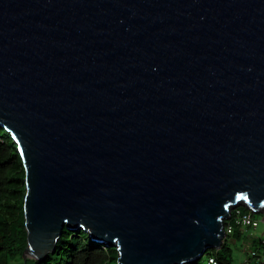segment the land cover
Here are the masks:
<instances>
[{
  "label": "water",
  "instance_id": "water-1",
  "mask_svg": "<svg viewBox=\"0 0 264 264\" xmlns=\"http://www.w3.org/2000/svg\"><path fill=\"white\" fill-rule=\"evenodd\" d=\"M0 126L24 259L67 227L117 264L197 260L264 216V0H0Z\"/></svg>",
  "mask_w": 264,
  "mask_h": 264
},
{
  "label": "trees",
  "instance_id": "trees-1",
  "mask_svg": "<svg viewBox=\"0 0 264 264\" xmlns=\"http://www.w3.org/2000/svg\"><path fill=\"white\" fill-rule=\"evenodd\" d=\"M25 171L16 144L10 133L0 126V264H117V249L93 241L82 229L62 228L55 250L42 259L23 258L27 246L24 219ZM241 212H252L246 206L237 207ZM234 210L231 212L234 214ZM230 222V221H228ZM229 235V234H228ZM232 240L240 238V230L230 233ZM246 237L244 240H247ZM226 241V240H225ZM260 251L264 254V237L260 239ZM197 260L185 264H209L208 257H215L221 264H232L231 248L223 243L219 249H211ZM204 254V255H205ZM247 260H250L248 257ZM257 264H263L259 260Z\"/></svg>",
  "mask_w": 264,
  "mask_h": 264
},
{
  "label": "rangeland",
  "instance_id": "rangeland-1",
  "mask_svg": "<svg viewBox=\"0 0 264 264\" xmlns=\"http://www.w3.org/2000/svg\"><path fill=\"white\" fill-rule=\"evenodd\" d=\"M254 216L258 220V225L256 227L243 226V228L234 222L235 213L230 217V220L234 224L233 228H238L241 233L240 238L235 241L232 240L230 233H228L229 235L226 234L223 240V243H226L231 248L232 264H257L256 262L259 260L258 257L252 255L251 250L260 251V239L264 237V216L259 212H255ZM246 237L248 239L244 240ZM248 257H250V260L245 262ZM203 260H206V254L203 255Z\"/></svg>",
  "mask_w": 264,
  "mask_h": 264
},
{
  "label": "built area",
  "instance_id": "built-area-1",
  "mask_svg": "<svg viewBox=\"0 0 264 264\" xmlns=\"http://www.w3.org/2000/svg\"><path fill=\"white\" fill-rule=\"evenodd\" d=\"M234 213H235V218H234V222L239 225L241 228H243V226H252V227H256L258 225V220L255 219L253 216H252V213L251 212H241L240 209L238 208H235L234 209ZM233 216V214H232ZM230 215V217H232ZM230 217L229 219H227L225 222H224V227H225V232L226 234L228 233H231L233 231V223L232 221L230 220ZM230 221V222H228ZM252 255L253 256H256L258 257L259 261L260 262H263L264 263V254H258L256 253L255 251H252ZM249 260H246L245 262H247ZM208 263L209 264H221L215 257L213 256H209L208 257Z\"/></svg>",
  "mask_w": 264,
  "mask_h": 264
}]
</instances>
